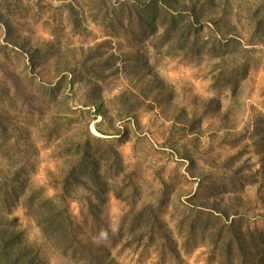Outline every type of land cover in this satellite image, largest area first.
Returning <instances> with one entry per match:
<instances>
[{
  "label": "rangeland",
  "instance_id": "obj_1",
  "mask_svg": "<svg viewBox=\"0 0 264 264\" xmlns=\"http://www.w3.org/2000/svg\"><path fill=\"white\" fill-rule=\"evenodd\" d=\"M91 1L17 0L9 27L0 22V171L8 175L10 169L24 168L32 189L47 197L57 195L67 174L66 158L72 154L66 150L67 140L86 137L89 114L79 108L88 103L87 110L94 112L101 100L107 119L99 116L90 130L102 136L96 124L103 130L115 124L117 131H110L107 138L122 156L124 177L131 178L133 191L129 188L127 194L134 193L129 200L108 196L104 210L110 228L108 264H216L210 260L209 246L196 241L195 234L188 235L181 221L204 200H233V187L226 197L221 186L230 185L238 169L245 173L261 165L254 132L264 127V0H232L230 7L200 0L208 5V15L204 19L203 9L195 20L199 35L183 46L177 43L161 50L153 46L151 36L137 42L125 32L118 31L120 37L110 35L105 23L93 22L98 8ZM104 11L103 5L101 16ZM232 14L238 41L222 39L220 46L215 36L223 34L225 23L219 19ZM209 17L217 25L207 22ZM205 24L209 28L204 29ZM209 35L226 52L223 59L204 53ZM112 54L120 55V75L114 77L106 67ZM85 62L93 64L87 76L98 81L99 100L80 72ZM244 63L250 69L245 76L242 69L235 74L234 80L240 81L235 92L225 70ZM133 66L136 74L131 73ZM73 70L77 79L69 87ZM64 74L68 79L63 91L51 96V87ZM129 90L140 93L131 100L147 99L132 109L138 110L133 119L125 117L128 111L118 99ZM6 156L13 158L11 167ZM164 188L165 200L160 198ZM256 189L247 187L249 200L255 199ZM24 200L11 198L8 206L0 201V210L8 224L22 233L23 245L37 264H77L61 257L45 238ZM146 202L162 203V217L179 243L180 261L163 259L151 243L141 244L138 237L120 239L119 228L134 203ZM69 203L77 226L84 227L83 198L72 195Z\"/></svg>",
  "mask_w": 264,
  "mask_h": 264
},
{
  "label": "trees",
  "instance_id": "obj_2",
  "mask_svg": "<svg viewBox=\"0 0 264 264\" xmlns=\"http://www.w3.org/2000/svg\"><path fill=\"white\" fill-rule=\"evenodd\" d=\"M208 2L211 4L225 2L228 7L232 4V0ZM16 3L17 0H0V22L6 23L7 27L11 24L9 17ZM90 5L98 8L93 22L105 23V27L113 37H120L118 31L128 33L137 42L141 37L151 36L153 46L159 50L164 47L172 49L177 43L182 46L185 42L188 43L193 35H199L200 29L195 28V20L199 21V14H202L204 9V19L205 15H208L205 12L208 5L200 0H92ZM103 5L105 11L101 16L100 10ZM232 17L233 14L229 15L227 20L219 19L220 22L225 23L223 34L217 32L220 36L217 33L215 36L220 46H223L222 39H226L228 43L238 41ZM208 19L210 20L207 22L214 21L217 25L216 20L211 17ZM206 27L209 28V25L205 24L204 29ZM212 37L209 35L208 41H204V53L223 59L226 52L218 46V41H213ZM208 45H210L209 48ZM119 57L120 55L112 54L106 62L111 77L120 75V68L117 65ZM82 68L80 72L87 76L93 69V64L86 66L85 62ZM239 69H242L245 76L250 66L246 63L232 64L231 70H225L227 77L233 81L231 85L235 92L240 87V81L234 80ZM76 71L73 70V76L76 75ZM131 73L136 74V67L133 66ZM67 79V74L62 75V78L51 87L50 95L55 96L58 92H62ZM76 79L77 76L72 77L69 87ZM87 81L92 86L90 93L99 100L98 81L92 82L90 77ZM127 94H129L128 97H126ZM139 94L138 91L129 90L128 93L118 96L119 102L128 111L125 117L135 118L138 114H134L135 116L132 114L137 113L138 110L132 111V109L137 103H146V98L131 100ZM99 103L101 104H92L97 105L94 112L87 110V107H90L88 103L84 104L86 109L79 108L83 114H89L85 124L86 137L67 140L66 150L69 149V153L72 154L71 158H66L67 174L62 180V190L57 195L47 197L44 193L32 189L24 168L15 171L14 168L10 169L8 175L0 171V201L8 206L7 200L11 198L12 200L25 199L22 204L39 225L45 238L52 243L61 257L76 261L77 264H108L105 253L108 251L106 240L110 237L108 236L110 228L104 212L108 196L114 195L122 200H129L131 195L134 197V193L131 192L133 189L131 178L129 177L130 180H128L124 177L125 165L122 156L110 143V138H107L111 135L110 131H117L114 128L115 124H109L108 130H103L96 124V131L102 136L90 130L91 122L99 116L104 120L107 119L106 105L101 100ZM54 130L52 128L49 131V137ZM257 131L258 133H254L255 137H259L256 145L259 147L258 155H261L260 167L254 170L251 168L250 172L245 171V173L238 169L235 176L230 178V185L221 186L226 197L230 195L228 188L233 187L235 191L233 200L218 199V197L214 200H204L195 211L186 213L184 220L181 221V224L189 230L188 235L195 234L196 241L202 240L209 246L210 260L216 264H264V127ZM121 134L120 132L119 135ZM6 157L7 164L11 167L10 161L13 158ZM110 173L112 174L109 178ZM249 186L257 187L254 200L247 198L245 191ZM129 188L131 190L127 194ZM134 189L137 190V188ZM166 189L162 190L161 199L165 200ZM72 195L84 200L82 205L84 227L77 226L72 216L69 203ZM161 205L156 202L139 205L134 203L133 208L122 221L119 237L120 239L125 235L130 239L138 237L137 241L141 244L151 243L149 246L154 248L161 257H165L163 259L169 261L167 257H170L180 261L179 243L162 217ZM7 208L10 209V207ZM5 217L0 210V264H37L30 249L23 245L22 233L16 232Z\"/></svg>",
  "mask_w": 264,
  "mask_h": 264
}]
</instances>
